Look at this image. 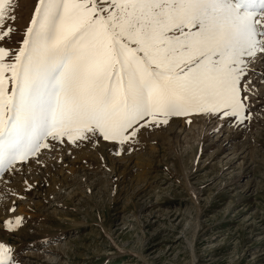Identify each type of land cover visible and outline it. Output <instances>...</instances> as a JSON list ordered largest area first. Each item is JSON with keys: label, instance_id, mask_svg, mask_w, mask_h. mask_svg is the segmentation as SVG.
Listing matches in <instances>:
<instances>
[{"label": "snow or ice", "instance_id": "snow-or-ice-1", "mask_svg": "<svg viewBox=\"0 0 264 264\" xmlns=\"http://www.w3.org/2000/svg\"><path fill=\"white\" fill-rule=\"evenodd\" d=\"M264 115V0H0V264L20 209L174 119ZM135 259V257H130Z\"/></svg>", "mask_w": 264, "mask_h": 264}, {"label": "rangeland", "instance_id": "rangeland-1", "mask_svg": "<svg viewBox=\"0 0 264 264\" xmlns=\"http://www.w3.org/2000/svg\"><path fill=\"white\" fill-rule=\"evenodd\" d=\"M20 212L18 250L40 247L26 264H264V115L220 133L174 119L107 167L54 177Z\"/></svg>", "mask_w": 264, "mask_h": 264}]
</instances>
